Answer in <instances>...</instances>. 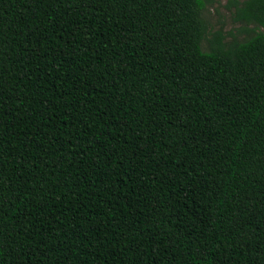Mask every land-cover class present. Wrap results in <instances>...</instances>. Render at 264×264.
<instances>
[{
  "label": "trees",
  "instance_id": "trees-1",
  "mask_svg": "<svg viewBox=\"0 0 264 264\" xmlns=\"http://www.w3.org/2000/svg\"><path fill=\"white\" fill-rule=\"evenodd\" d=\"M0 0V264H264V0Z\"/></svg>",
  "mask_w": 264,
  "mask_h": 264
},
{
  "label": "rangeland",
  "instance_id": "rangeland-1",
  "mask_svg": "<svg viewBox=\"0 0 264 264\" xmlns=\"http://www.w3.org/2000/svg\"><path fill=\"white\" fill-rule=\"evenodd\" d=\"M234 7L230 0H213L207 3L205 16L210 23L211 29H223L225 32H234L237 36H244L238 31L242 23L236 22L233 16Z\"/></svg>",
  "mask_w": 264,
  "mask_h": 264
}]
</instances>
